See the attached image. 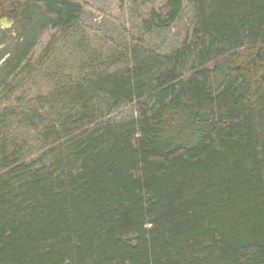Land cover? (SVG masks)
I'll return each instance as SVG.
<instances>
[{
  "label": "trees",
  "instance_id": "trees-1",
  "mask_svg": "<svg viewBox=\"0 0 264 264\" xmlns=\"http://www.w3.org/2000/svg\"><path fill=\"white\" fill-rule=\"evenodd\" d=\"M187 3L168 53L36 72L84 4L1 0L0 264H264V0H161L140 27Z\"/></svg>",
  "mask_w": 264,
  "mask_h": 264
},
{
  "label": "rangeland",
  "instance_id": "rangeland-1",
  "mask_svg": "<svg viewBox=\"0 0 264 264\" xmlns=\"http://www.w3.org/2000/svg\"><path fill=\"white\" fill-rule=\"evenodd\" d=\"M82 3L84 10L79 24L64 34L58 30L47 31L38 39L29 56L36 72L48 66L62 67L70 72L91 58L101 63L108 55L119 56L120 50H142L139 42H132L134 38L146 41L156 53H168L181 40L191 17L187 3L181 17L170 27L146 31L140 27V21L149 7L159 8L161 0H152L144 6L129 0H82ZM133 111L130 105H119L112 120H125L132 116Z\"/></svg>",
  "mask_w": 264,
  "mask_h": 264
},
{
  "label": "flooded vegetation",
  "instance_id": "flooded-vegetation-1",
  "mask_svg": "<svg viewBox=\"0 0 264 264\" xmlns=\"http://www.w3.org/2000/svg\"><path fill=\"white\" fill-rule=\"evenodd\" d=\"M0 3H1V0H0ZM1 15H2V14H1V12H0V31L3 32V31H6V30H9V29L12 27L13 22L10 21V20H8V19L6 18V16H1ZM2 19H5L7 22H11V24L8 25V26H4L3 28H1V27H2V23H3V22H1ZM0 47L3 48V45H0ZM2 48H1V49H2ZM1 49H0V50H1Z\"/></svg>",
  "mask_w": 264,
  "mask_h": 264
},
{
  "label": "water",
  "instance_id": "water-1",
  "mask_svg": "<svg viewBox=\"0 0 264 264\" xmlns=\"http://www.w3.org/2000/svg\"><path fill=\"white\" fill-rule=\"evenodd\" d=\"M1 22H3L2 23V27L1 28H3L4 26H8V25H10L11 24V22H7L5 19H2V21ZM2 47H0V49H1Z\"/></svg>",
  "mask_w": 264,
  "mask_h": 264
}]
</instances>
